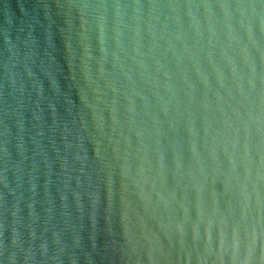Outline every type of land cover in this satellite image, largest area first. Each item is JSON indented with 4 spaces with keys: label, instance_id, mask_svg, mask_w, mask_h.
Segmentation results:
<instances>
[{
    "label": "water",
    "instance_id": "water-1",
    "mask_svg": "<svg viewBox=\"0 0 264 264\" xmlns=\"http://www.w3.org/2000/svg\"><path fill=\"white\" fill-rule=\"evenodd\" d=\"M0 264H264V0H0Z\"/></svg>",
    "mask_w": 264,
    "mask_h": 264
}]
</instances>
